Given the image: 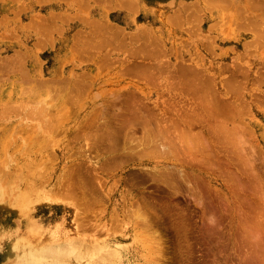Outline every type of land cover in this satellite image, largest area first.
Returning a JSON list of instances; mask_svg holds the SVG:
<instances>
[{"label": "rangeland", "instance_id": "1", "mask_svg": "<svg viewBox=\"0 0 264 264\" xmlns=\"http://www.w3.org/2000/svg\"><path fill=\"white\" fill-rule=\"evenodd\" d=\"M203 1L0 0V53L3 56L15 53L21 49L20 45L28 43L24 45L28 52L35 49L39 55L42 54V59L34 62L31 72V77L38 78L39 82L25 78L24 66L15 71L0 72V99H7L11 95L18 98L17 94L22 90L19 88L24 85L22 88L29 92L25 89L22 90L25 94L21 93L26 97L39 102L49 93V99L45 98L44 102L51 103V115L43 119L0 115V234L22 228L23 217L12 206L18 203L24 212L22 214L32 217L50 237L64 239L68 235H75L86 242L96 240L118 245L128 240L127 236L134 235L144 248L138 250L131 243L126 264L145 263L151 258L158 264H244L245 257L247 264H259V261L264 264V37L253 28L255 20L264 21L261 20L264 9L248 7L247 10V1L252 0H224L227 4L217 0L222 4L220 6L217 5L219 2ZM71 6H75L74 15L69 14ZM53 15L58 17L59 24H30L32 21H45ZM90 19L108 23L110 31L93 30ZM46 28L48 32L42 31ZM87 28L96 32L94 38H84ZM35 36L42 37V44L37 43ZM74 38L79 40L76 46L71 47ZM89 40L97 43L94 48H88V44L92 43L87 42ZM106 40H109L108 46L103 42ZM193 71L196 74H192ZM76 85L81 86L77 88ZM40 95L43 96L42 100H39ZM135 107H139L142 116L146 113L144 117L151 120L149 129L154 132H158L162 117L168 121L183 117L192 124L199 123L200 117L205 116L206 123L195 126L194 132H208L211 122L222 121L230 127L224 134L210 133L207 145L211 159L207 160L212 167L197 169L193 166L185 172L189 178L200 174L198 176L211 186H218L220 193L226 194L232 202L233 207L228 211L223 204L219 210H215L217 215L213 216H217L215 219L220 224L216 237L209 239L208 236L211 225L208 220L212 214L197 204L195 195L177 176L178 185L170 188L145 178L143 170L129 165L130 162L117 159L105 165L104 169H99L101 176L96 179L93 164L99 162L102 166L107 161H113L122 147L129 145L130 138L124 139V142L121 136L128 133V137H132L136 133L133 136L138 135L135 137L138 140L141 138L144 130L141 125L131 128L126 124L128 114ZM166 107H169L168 110ZM240 117L242 123L238 122ZM50 118L53 120L50 121ZM97 126L98 129L95 128ZM168 128L166 134L170 137L184 130L183 126ZM108 133L109 136L115 133L117 138L114 136L113 140L108 141ZM51 137H54L52 143ZM98 138V151H91L89 146ZM194 145L197 146H194L196 151L203 148V145ZM178 153L181 157L188 156L182 150ZM240 153L247 156L249 164L243 166ZM75 161L79 163L78 169L74 167ZM219 168L231 172L228 175H237L239 171L241 186L228 189L232 181L228 176H221L216 171ZM24 205L26 211H23ZM123 208L125 211L122 212ZM239 215L242 217L239 218ZM120 224L121 229L118 227ZM246 230H253L249 232L253 234ZM145 231L151 235H146ZM256 233L259 235L253 238L252 235ZM250 235L252 238H249ZM149 237L151 241L147 240ZM146 245L152 248L149 259L143 256L144 252H149ZM4 248L6 245L0 241V264H9L11 259H3ZM221 249L223 253H220ZM253 251H256L255 256ZM251 259L256 261L252 263Z\"/></svg>", "mask_w": 264, "mask_h": 264}, {"label": "bare ground", "instance_id": "2", "mask_svg": "<svg viewBox=\"0 0 264 264\" xmlns=\"http://www.w3.org/2000/svg\"><path fill=\"white\" fill-rule=\"evenodd\" d=\"M203 1V0H202ZM214 3H218L219 1L217 0H210ZM217 1V2H216ZM227 1H231V0H227ZM247 1V0H246ZM252 1L254 2V4H252ZM251 2L247 1L248 5L249 6H245L247 10L248 7L253 9V10H260V9H264V1L263 0H252ZM201 2V1H199ZM203 2L206 3V0H204ZM220 2H222V4H227L228 2H225L224 0H220ZM219 2V3H220ZM233 2V1H232ZM256 2V4H255ZM25 3V2H24ZM74 4V3H73ZM90 4V3H89ZM120 4H123L125 5L124 2H120ZM221 3L220 4H217L218 6L222 5ZM252 4V5H251ZM118 5V4H117ZM129 5H130V2H129ZM202 2H201V6H202ZM94 6V4H93ZM86 7V6H85ZM77 8V7H76ZM258 8V9H257ZM136 9V8H135ZM201 9V8H200ZM250 9V10H251ZM66 10V9H65ZM208 10V9H207ZM211 11V8L209 9ZM74 11H75V6H71V8L69 9V14H72L74 15ZM87 11V10H86ZM201 11V10H200ZM262 11V10H261ZM245 9H244V13H245ZM263 12V15H264V10L262 11ZM19 13V12H18ZM53 13H56V12H53ZM58 13V12H57ZM60 13V12H59ZM62 13V12H61ZM67 13V12H66ZM68 14V16H69ZM80 14V13H79ZM86 14V13H85ZM84 14V15H85ZM247 14V12H246ZM56 15V14H55ZM53 15L52 17H48L45 21H37V22H31L30 24L31 25H43V26H48L50 24H57L58 23V17ZM67 15V14H66ZM81 15V14H80ZM84 15H82L83 17H85ZM88 15V14H86ZM245 15V14H244ZM249 15V14H248ZM247 15V16H248ZM251 15V14H250ZM249 15V16H250ZM34 16V15H33ZM32 16V17H33ZM76 16V15H75ZM61 17V15L59 16ZM71 17V16H70ZM21 18V17H20ZM35 18V17H34ZM33 18V19H34ZM56 18V19H55ZM89 18V17H88ZM87 18V19H88ZM255 17H253L254 19ZM1 19V18H0ZM61 19V18H59ZM77 19V18H76ZM264 18H262L261 20H263ZM103 20V19H102ZM243 20V19H242ZM4 21V20H3ZM2 21V22H3ZM29 21V20H28ZM104 21V20H103ZM254 21V20H253ZM6 22V21H5ZM90 25L94 27L93 30H97V31H107L108 28H110L108 26V23H103V22H100V20H96V21H92L90 19ZM111 23V22H110ZM59 24V23H58ZM21 25V24H20ZM22 26V25H21ZM182 26H183V22H182ZM181 26V27H182ZM192 26V25H191ZM58 27V26H57ZM180 27V28H181ZM264 21H257L255 20V22L253 23V28L257 31V33H261V35H263L264 37ZM183 28V27H182ZM187 28V27H186ZM15 29V28H14ZM188 29V28H187ZM186 29V30H187ZM81 30H84V29H81ZM91 28H87L86 29V32L85 34L83 35L84 38L86 37H92L94 38L93 34H95L96 32H94ZM42 31H47L48 32V28L46 29H43ZM65 31V30H64ZM80 31V30H79ZM110 31V30H108ZM4 32V31H3ZM6 33V32H5ZM152 33V31H151ZM47 36L45 35V38ZM51 37V35H50ZM154 38V37H153ZM156 38V36H155ZM35 40H37V43L39 44H42L43 42V39L42 37L41 38H38L35 36L34 38ZM159 39V38H158ZM74 40V41H73ZM72 41V46L71 47H74L76 46V42L79 40V38H74ZM81 40H84V39H81ZM98 40V39H97ZM157 41V38L155 39ZM263 40V38H262ZM159 41H161L159 39ZM158 41V42H159ZM261 41V39H260ZM264 41V40H263ZM85 42V41H84ZM87 42H92V41H87ZM105 45L109 44V40H106V41H103ZM119 42V41H118ZM162 42V41H161ZM100 43V42H98ZM116 43V41H115ZM97 44V43H96ZM94 42L92 43H89L88 45V48H92L93 46L96 45ZM264 44V43H263ZM24 45H28V43H24L22 45H20V50H17L15 51V53H12V54H6L3 56V53H0V72L1 71H15L17 69H21V66L23 68V70H25V73L27 75V77L25 78H31V80H33V82H39L37 81L38 78L34 79L31 77V72H32V69L34 66V62L35 63H38L41 59H42V54L39 55V51L37 52L35 49L33 50L32 48V52H28L27 48L24 46ZM71 45V44H70ZM79 45V44H77ZM83 45V44H82ZM99 45V44H98ZM161 45V44H160ZM108 46V45H107ZM24 47V48H23ZM70 47V49H71ZM122 47V46H121ZM162 47V46H161ZM94 48V47H93ZM163 48V47H162ZM81 49V48H80ZM113 49V48H112ZM165 49V48H164ZM163 50V49H161ZM31 51V50H30ZM123 51V50H122ZM73 52V51H72ZM75 52V51H74ZM163 52V51H162ZM166 52V51H165ZM172 52V51H171ZM97 54V53H96ZM173 54V53H172ZM93 55V54H92ZM109 55H111L109 53ZM90 56V55H89ZM107 56V55H106ZM171 56V55H170ZM88 57V56H87ZM93 57V56H92ZM128 57V56H126ZM130 57V56H129ZM74 58V57H72ZM110 58V57H109ZM121 58V57H120ZM119 58V60H120ZM167 58V57H166ZM127 59V58H126ZM161 59V58H159ZM92 60V59H91ZM149 61V60H148ZM160 60H158L157 62H159ZM90 62V61H89ZM96 62V61H95ZM156 62V63H157ZM168 62V61H167ZM176 62V61H175ZM175 62L173 64H175ZM235 62V61H234ZM76 63V62H75ZM85 63V62H84ZM92 63V62H91ZM160 63V62H159ZM162 63V62H161ZM43 64V63H42ZM117 64V63H116ZM146 64V63H145ZM115 65V63H114ZM152 65V64H151ZM188 65V64H187ZM235 65V64H234ZM154 66V65H153ZM171 66V65H170ZM111 67V66H110ZM149 67V66H148ZM152 67V66H151ZM155 67V66H154ZM168 67V66H167ZM195 67V66H193ZM197 67V66H196ZM195 67V68H196ZM201 68V67H200ZM208 68V67H207ZM248 68V67H247ZM246 68V69H247ZM149 69V68H148ZM152 68H150L151 70ZM192 69V68H191ZM22 70V72H23ZM42 70V69H41ZM40 70V71H41ZM155 70V69H154ZM157 70V69H156ZM155 70V71H156ZM161 69H159L158 71L160 72ZM171 70V69H170ZM203 70V68H202ZM246 71V70H245ZM162 72V70H161ZM160 72V73H161ZM204 71H202L203 73ZM243 72V71H241ZM240 72V73H241ZM41 73V72H40ZM79 73V72H77ZM164 73V72H163ZM205 73V72H204ZM244 73V72H243ZM249 73V71L247 72ZM256 73V72H255ZM86 74V73H85ZM180 74V73H179ZM192 74H196L195 71L192 72ZM235 74V73H234ZM246 74V73H244ZM2 75V74H1ZM88 75V74H87ZM205 75V74H204ZM240 75V74H239ZM25 76V75H24ZM54 76V75H53ZM93 76V75H91ZM203 76V75H202ZM209 76V74H208ZM244 76V75H243ZM43 77V76H42ZM47 77V76H46ZM79 77H82V76H79ZM212 77V75H211ZM210 77V78H211ZM214 77V75H213ZM258 77V76H257ZM45 78V77H43ZM85 78V77H83ZM89 78V77H88ZM87 78V79H88ZM249 78V77H248ZM9 79V78H8ZM41 79V78H40ZM91 79V77L89 78ZM182 79V78H181ZM202 79V78H201ZM215 79V78H214ZM213 79V80H214ZM263 79V78H262ZM10 80V79H9ZM210 80V79H209ZM244 80V79H243ZM21 81V80H20ZM19 81V82H20ZM165 81V80H164ZM207 81V80H206ZM239 81V80H238ZM13 82V81H12ZM26 82V81H25ZM29 82V81H28ZM214 83V81H212ZM27 83V82H26ZM32 83V82H31ZM91 83V82H90ZM164 83V82H163ZM238 83V82H237ZM29 84V83H28ZM167 84V83H166ZM20 85V84H19ZM68 85V84H67ZM211 85V84H210ZM28 86V85H26ZM33 86V85H32ZM81 85H76V87H80ZM214 86V85H213ZM24 88V85L22 86ZM19 88V89H22V90H25L23 88ZM46 87V86H45ZM69 87V86H68ZM127 87V86H126ZM140 87V85L138 86ZM165 87V86H164ZM208 87H209V84H208ZM28 88V87H27ZM30 88V86H29ZM42 88V87H41ZM71 88V87H70ZM75 88V87H74ZM121 88V87H120ZM125 88V87H124ZM212 88V86H211ZM251 88V87H250ZM31 89V88H30ZM47 89H49L47 87ZM55 89V88H54ZM91 89V88H90ZM123 89V88H122ZM208 89V88H207ZM206 89V91H207ZM210 89V88H209ZM213 89V88H212ZM216 89V88H215ZM22 90H20V93L17 94L18 98H15L13 95H11L9 98L7 99H4V97H2L0 99V115H4L2 117H12L13 115H16V116H22L23 118H26V119H43V117L46 118V116H49L51 115V103L48 102L46 103L47 101L44 102L45 98L49 99V93L48 95L46 94V96L48 97H45L43 98V96L39 98V100H42V98L44 99L43 101H39V102H35V100L33 101V99H30L28 97H26L24 94L25 92H23ZM34 90V89H33ZM33 90H30L31 92ZM117 90V89H116ZM128 90V89H127ZM131 90V89H130ZM204 90V88H203ZM243 90V89H241ZM49 91V90H47ZM119 91V90H118ZM133 91V90H132ZM130 91V92H132ZM135 91V90H134ZM199 91V90H198ZM204 91V92H206ZM212 91V90H211ZM216 91V90H215ZM24 94H22V93ZM26 92H27V89H26ZM29 92V91H28ZM27 92V93H28ZM30 92V93H31ZM50 92V91H49ZM99 92V91H98ZM124 92V91H123ZM200 92V91H199ZM244 92V91H243ZM33 93H35L33 91ZM46 93V92H45ZM54 93V91H53ZM137 93V92H136ZM203 93V92H202ZM211 93V92H210ZM208 93V94H210ZM216 93V92H215ZM60 95V94H59ZM78 95V94H77ZM97 95V94H96ZM99 95V94H98ZM146 95V94H145ZM150 95V94H149ZM39 96V95H38ZM64 96V95H63ZM120 96V95H119ZM199 96V95H198ZM197 96V97H198ZM201 96V95H200ZM208 96V95H206ZM205 96V97H206ZM145 97V96H144ZM143 97V99H144ZM58 98V96H57ZM67 98V97H66ZM78 98V96L76 97ZM211 98V97H210ZM243 98V97H242ZM98 99V98H97ZM200 99V98H199ZM209 99V98H208ZM213 99V98H212ZM227 99V98H226ZM230 99V98H229ZM50 100L51 97H50ZM49 100V101H50ZM55 100V99H54ZM64 100V99H63ZM225 100V99H224ZM37 101V100H36ZM75 101V100H74ZM173 101V100H172ZM194 101V100H192ZM232 101V100H231ZM230 101V102H231ZM234 101V100H233ZM52 102V101H51ZM55 102V101H54ZM61 102V101H60ZM77 102V101H76ZM79 102V101H78ZM82 102V101H81ZM148 102V101H147ZM212 102V101H211ZM229 102V100L227 101ZM50 103V104H49ZM75 103V102H74ZM149 103V102H148ZM178 103V102H176ZM200 103V102H199ZM208 103V102H207ZM65 104V103H64ZM213 104V103H212ZM154 105L157 107L158 104L157 103H154ZM185 105V104H183ZM208 105V104H207ZM230 105V104H229ZM54 106V104H53ZM56 106V105H55ZM122 106V105H121ZM187 106V105H186ZM210 106V105H209ZM228 106V104H227ZM226 106V107H227ZM235 106V105H234ZM53 108V107H52ZM65 108V107H64ZM136 109L131 111L129 114H128V117H127V122L126 124H129L130 127L132 128V126L134 127L135 125H141L142 128L144 130H142V135H141V138H135L137 136H133V135H136V133L132 134L131 136L132 137H128L129 134L128 133H125L124 136H121V134L119 135V137H123V141L125 139V141L127 140V138H130L129 140V145L126 146V144L122 147L118 157H116L113 161H107L105 164H103L102 166H100V163L99 162H96L94 165V170H95V176H96V179L99 178V176H101V174L99 173V169H104L105 168V165H110L112 164L113 162H116L117 159H119L120 161H124V162H130L129 165H134L136 168H140L143 170V174H144V177L147 178V179H152L154 181H157L159 183H163L165 185H167L168 187H172V188H176V186L178 185V183H176V178L175 176H177L182 182H184V184L186 183L187 184V187L189 189V191L191 193H193L196 197V200L197 201V204L203 208L204 211H209L211 214H212V217L208 220V223L211 222V225L209 226V232H208V236H209V239H212L213 237H216L217 234L219 233V229H220V224H219V220L218 219H215L214 218V214H215V210H219V208H221V205L223 204L224 205V209L226 211H228L232 206V202L227 198V195L226 194H223L220 193L218 186L217 188L211 186L210 183H206L202 177L198 176V175H191L192 177L189 178L186 177V169H190L192 168L193 166L196 167L197 169H202V168H211V162L207 159H211V155L208 153L210 150H209V147L207 145L208 141L210 140V133H212V135H219V134H224V133H227L226 130L229 129L227 126V123L226 124H223L221 123L222 121L218 119V121H221V122H215V123H210L209 125V128H208V132H194L193 129L195 128V126L199 125L200 126H203L205 123H206V119L201 116L200 117V122L198 123H192L191 124V121H189L188 119L186 120L185 118H173L171 119L170 121L167 120L166 117H162L161 121L159 124H158V132H154L153 130L149 129L150 125H151V120L145 118V114H143L144 116H142L140 113L141 111H139V107H135ZM141 110L143 109L142 107H140ZM169 108V107H168ZM168 108L166 107V109L168 110ZM188 108V106H187ZM219 108V107H218ZM222 108V106L220 107ZM223 108H225L223 106ZM239 108V107H238ZM61 109V108H60ZM68 109V108H67ZM96 109V108H95ZM163 109V108H162ZM181 109H182V106H181ZM189 109V108H188ZM55 110V109H54ZM64 110V109H63ZM69 110V109H68ZM67 110V111H68ZM165 110V109H163ZM187 110V109H186ZM195 111V109H193ZM204 110V109H203ZM217 110V109H216ZM215 110V111H216ZM53 111V110H52ZM60 111V110H59ZM66 111V110H65ZM64 111V112H65ZM94 111V110H93ZM61 112V111H60ZM101 112V111H100ZM181 112V111H180ZM220 112V111H219ZM55 113V112H53ZM52 113V114H53ZM106 113V111H105ZM204 112H202L203 114ZM218 113V112H217ZM56 114V113H55ZM59 114V112H58ZM94 114V113H93ZM104 114V113H103ZM209 114V113H208ZM237 114V113H236ZM200 115V114H199ZM205 115H206V112H205ZM57 117V115H55ZM165 116V115H164ZM215 116V115H214ZM53 117V116H52ZM59 117V116H58ZM147 117V116H146ZM213 117V116H212ZM211 117V118H212ZM100 118V117H99ZM156 119V118H155ZM217 119V118H216ZM216 119L214 121H216ZM241 117H240V121L238 120L239 123H242L241 122ZM3 120V119H2ZM46 120V119H45ZM48 120V119H47ZM53 120L50 118V121ZM57 120V119H56ZM66 120V119H65ZM91 120V119H89ZM209 120V119H208ZM94 121V120H93ZM232 121H233V118H232ZM243 121V120H242ZM42 122V121H41ZM44 122V121H43ZM49 122V121H48ZM54 122V121H53ZM92 122V121H91ZM157 122V121H156ZM224 122V121H223ZM50 123V122H49ZM103 123V122H102ZM237 123V121H236ZM234 123L236 126L237 124ZM245 124V122H243ZM60 124V123H59ZM125 124V123H124ZM64 125V124H63ZM234 125V126H235ZM30 126V125H29ZM37 126V125H36ZM58 126V125H57ZM91 126V125H90ZM89 126V127H90ZM180 126H183L184 127V130L181 132V134H178V133H173V137H170V135L166 134V129H169L168 127H174V128H178ZM235 126V127H236ZM239 126V125H238ZM237 126V127H238ZM15 127V126H14ZM38 127V126H37ZM3 128V127H2ZM98 129V126L95 127ZM100 128V127H99ZM115 128V127H114ZM241 128V127H240ZM1 129V128H0ZM29 129V128H28ZM33 129V128H32ZM62 129V128H61ZM164 129V130H163ZM14 130V129H13ZM12 130V131H13ZM49 130V129H48ZM63 130V129H62ZM95 130V129H94ZM104 130V129H103ZM102 130V131H103ZM141 130V129H140ZM172 130V129H171ZM182 130V129H181ZM242 130V129H241ZM96 131V130H95ZM108 131V130H107ZM139 131V130H137ZM170 131V130H169ZM201 131V130H200ZM212 131V132H211ZM114 132V130H113ZM127 132V131H126ZM178 132V130H177ZM104 133V131H103ZM111 133V132H110ZM108 133V141H110L111 139L113 140V137L115 136V133H113V136H109ZM165 133V134H164ZM234 133V132H233ZM250 133V132H249ZM49 134V133H48ZM105 134V133H104ZM103 134V135H104ZM118 134V132H117ZM116 134V135H117ZM52 135V134H51ZM230 135V134H229ZM242 135V134H241ZM53 136V135H52ZM105 136V135H104ZM233 136V135H232ZM20 137V136H19ZM92 137V136H91ZM240 137V136H239ZM243 137V136H241ZM240 137V138H241ZM54 138V137H53ZM52 137L50 138L51 140V143L53 142ZM81 138V137H80ZM89 138V137H88ZM115 138H117L115 136ZM239 138V139H240ZM247 139V138H246ZM99 140L100 138L97 139V141L93 142L92 143V146H89V148L92 150H94L95 152L98 151V148H99ZM115 140V139H114ZM248 140V139H247ZM103 141V138H101V142ZM122 141V142H123ZM124 141V142H125ZM242 141H244L242 139ZM212 142V141H211ZM209 142V144L211 143ZM232 142V140H231ZM240 142V140H239ZM245 142V141H244ZM197 144L198 146L199 145H203V148L202 150H195L197 148V146H195L194 144ZM227 143V141H226ZM242 143V142H241ZM240 143V145H241ZM251 144V143H250ZM122 145V144H121ZM212 145V143H211ZM235 145V144H234ZM247 145V144H246ZM86 146V145H85ZM194 146L196 148H194ZM225 146V145H224ZM227 146V145H226ZM120 147V148H121ZM87 148V146H86ZM221 148V147H220ZM243 148V147H242ZM241 148V149H242ZM253 148V147H252ZM84 149V148H83ZM116 150V149H115ZM179 150H182L184 151L185 153L183 154H186L188 155L187 157H181L180 154L178 153ZM215 150V149H214ZM194 151L195 154H194ZM243 151V150H242ZM248 151V150H247ZM218 152V151H217ZM216 152V153H217ZM115 153V151H114ZM244 153V151H243ZM246 153V152H245ZM253 153V152H252ZM194 154V155H193ZM218 154V153H217ZM220 154V153H219ZM222 154V153H221ZM251 154V153H250ZM220 156V155H219ZM222 156V155H221ZM231 156H233V154H231ZM98 157V156H97ZM96 157V158H97ZM100 157V156H99ZM253 157V156H252ZM251 157V158H252ZM81 158V157H80ZM95 158V160H96ZM225 158H227L225 156ZM239 158L241 159L242 163H243V166L245 164L248 163L247 161V156L245 157V155H243L242 153L239 154ZM238 158V159H239ZM87 159V158H86ZM229 159V158H228ZM92 160H94L92 158ZM252 160V159H251ZM78 161V160H77ZM80 161V160H79ZM86 161V160H85ZM215 161V160H214ZM230 161V159L228 160ZM240 161V160H239ZM76 162V161H75ZM119 162V161H118ZM227 162V161H226ZM253 162V161H252ZM251 162V163H252ZM121 163V162H120ZM250 163V164H251ZM78 162H76L74 164V167L76 169H78ZM249 164V163H248ZM122 165V164H120ZM230 165V164H229ZM254 165V164H253ZM235 166V165H234ZM74 167L72 168V171H74ZM214 167V166H213ZM251 167V166H250ZM128 168V167H127ZM110 169V168H108ZM215 170V169H214ZM255 170V169H254ZM188 171V170H187ZM205 171V170H204ZM216 171L223 177H226L228 176L230 179L229 181H232V185L231 186H227L228 189H236L237 186H241L240 185V182H241V174L239 171H237V175H228V174H231V172L227 171V172H224V170L222 171L221 168L219 169H216ZM226 171V170H225ZM207 172V171H206ZM257 172V171H256ZM188 173V172H187ZM205 173V172H204ZM227 173V174H226ZM254 173V172H253ZM193 174V173H192ZM195 174V173H194ZM80 175V174H79ZM260 177V176H259ZM104 178V177H103ZM119 179L118 180H121L120 177H118ZM80 179V177H79ZM95 179V180H96ZM65 182V181H64ZM98 182V181H97ZM118 184V182H115V184ZM177 184V185H176ZM114 185V184H113ZM181 185V184H180ZM82 187V186H81ZM103 187V186H102ZM77 188V186H76ZM101 188V186H100ZM114 188V187H113ZM241 188V187H240ZM82 189V188H81ZM103 189V188H102ZM70 190H73L72 188ZM69 190V191H70ZM158 190V189H157ZM163 190V189H162ZM244 190V189H243ZM264 190V189H263ZM130 191V190H129ZM133 191V190H132ZM176 191V190H175ZM258 191V190H257ZM89 192V191H88ZM238 192V190H237ZM241 192V191H240ZM262 192V191H261ZM69 194H71L69 192ZM233 194V193H232ZM264 194V193H263ZM78 196V195H77ZM85 197V196H84ZM193 197V196H192ZM89 198V197H88ZM87 199V198H86ZM92 199V198H91ZM95 199V197H94ZM152 199V198H151ZM193 199V198H192ZM233 199V198H232ZM80 200V199H79ZM85 200V199H84ZM93 200V199H92ZM124 200V199H123ZM234 200V199H233ZM247 200V199H246ZM264 200V199H263ZM77 201V200H76ZM89 201V200H88ZM91 201V200H90ZM89 201V203H91ZM133 201V200H132ZM1 202V201H0ZM11 202V201H10ZM84 202V201H83ZM94 202V201H92ZM241 202V201H240ZM261 202V201H260ZM263 202V201H262ZM77 203V202H76ZM256 203V202H255ZM99 204V203H98ZM102 204V203H101ZM139 204V203H138ZM258 204V203H257ZM141 205V204H140ZM255 205V204H254ZM13 208H15V210L17 211V213H20L19 215H21L23 217V221L21 222L22 223V228L20 229H17V230H11L8 231L2 235L0 234V241L3 242L5 245H6V248H4V251H3V259L8 261L9 259L10 262L9 264H126V261H127V253H128V248L130 246L131 243H134V245H136V248L139 250H143L144 248V245L140 246L139 245V240L138 238L136 237H133V236H127V239L128 240H124L123 243L121 244H118V245H112V244H108L107 242H104V241H96V240H90L88 242H86L84 239L82 238H78L77 236L75 235H68L66 236L64 239H59V238H55V237H50L48 235V233H46V230L42 228V226L37 223L32 217L28 216L27 214H22L24 212H22V207L19 206V204H13L12 205ZM69 206V205H68ZM96 206V205H95ZM137 206H135L136 208ZM85 208V207H84ZM101 208V207H100ZM133 208V206H132ZM140 207H138L139 209ZM241 208V207H240ZM124 209V208H123ZM237 209H239V206L237 207ZM243 209V208H242ZM256 208H254L253 210H255ZM259 209V208H258ZM85 210V209H84ZM83 210V211H84ZM87 210V209H86ZM89 210V209H88ZM141 210V209H140ZM23 211H26L25 210V205L23 207ZM125 211L122 210V212ZM241 211V210H240ZM89 212V211H88ZM133 212V211H132ZM78 213V212H77ZM129 213V212H128ZM146 213V212H145ZM233 213V212H232ZM133 214V213H132ZM142 214V213H140ZM139 214V215H140ZM210 214V215H211ZM234 214V213H233ZM244 214V213H243ZM133 215L136 216V214L134 213ZM143 215V214H142ZM217 215V214H215ZM95 216V215H94ZM98 216V215H97ZM117 216V215H116ZM132 216V215H130ZM138 216V214H137ZM146 216V215H145ZM144 216V218H145ZM209 216V215H208ZM240 216V215H239ZM247 216V215H246ZM140 217V216H138ZM147 217V216H146ZM242 216H240L239 218H241ZM99 218V217H98ZM155 217H153L154 219ZM120 219V217H119ZM129 219V218H128ZM143 219V218H141ZM146 219V218H145ZM148 219V218H147ZM251 219V218H250ZM259 219V216L258 218ZM255 219V220H257ZM155 220V219H154ZM119 220L117 219V222ZM144 221V219H143ZM235 221V220H234ZM246 221V219H245ZM116 222V221H115ZM116 222V224H117ZM123 222H124V218H123ZM138 222V221H137ZM244 222V221H243ZM249 222V221H248ZM259 222V221H258ZM122 223V222H120ZM135 223V222H134ZM133 223V224H134ZM238 223V222H237ZM119 224V223H118ZM137 224V223H136ZM145 224V223H144ZM150 224V222H149ZM148 224V225H149ZM243 224V223H242ZM245 224V223H244ZM130 225V224H129ZM142 225V224H141ZM146 225V224H145ZM143 225V226H145ZM147 225V226H148ZM205 225V224H204ZM250 225V224H249ZM252 225V224H251ZM255 225V224H254ZM256 225H258V223H256ZM119 226H122V224L118 225ZM124 226H126V223L124 222ZM150 226V225H149ZM152 226V225H151ZM150 226V227H151ZM242 226V225H241ZM264 226V225H263ZM135 227V225H134ZM149 227V228H150ZM154 227V226H153ZM249 227V226H248ZM258 227V226H257ZM121 229V227H119ZM140 228V227H139ZM145 228V227H143ZM245 228V227H244ZM250 228V227H249ZM254 228V226H253ZM112 229H113V226H112ZM118 229V228H117ZM122 229H124L122 227ZM147 229V228H145ZM206 229V228H205ZM242 229V228H241ZM246 229V228H245ZM135 232L138 231V227H137V231L136 229H134ZM141 230V229H140ZM256 230V228H255ZM257 230H259V228H257ZM261 230V229H260ZM259 230V231H260ZM117 231V230H116ZM119 231V230H118ZM117 231V232H118ZM142 232H144L143 230H141ZM223 231V230H222ZM253 230H250L249 232H252ZM4 232V231H3ZM139 232V231H138ZM147 233V231H145ZM150 232V231H149ZM152 232V231H151ZM246 232H248V230H246ZM248 232V233H249ZM204 233V232H203ZM224 233V232H223ZM227 233V232H226ZM255 233V232H254ZM258 233V231H257ZM255 234V235H252L253 238H255L254 236L256 235H259V234ZM118 234V233H117ZM134 234V233H133ZM140 234V233H139ZM242 234V233H241ZM249 234H253V233H249ZM264 234V233H263ZM262 234V235H263ZM144 235V234H142ZM146 235H151V234H146ZM156 235V234H155ZM216 235V236H215ZM151 237V236H150ZM150 237L147 239L149 241L150 240ZM205 237V236H204ZM247 237V236H246ZM245 237V238H246ZM147 238V236L145 237ZM152 238V237H151ZM154 238V237H153ZM249 238H252L251 235L249 236ZM258 238V237H257ZM260 238V241L262 240L261 236L259 237ZM258 238V239H259ZM225 239V238H224ZM241 239V238H240ZM154 240V239H153ZM257 240V239H256ZM256 240H252V241H256ZM207 241V240H206ZM212 241V240H210ZM243 241V240H242ZM241 241V243H242ZM246 241V240H245ZM217 242V241H216ZM215 242V244H216ZM231 242V241H230ZM263 242V241H262ZM218 243V242H217ZM225 243V242H224ZM253 243V242H251ZM250 244V243H249ZM248 244V245H249ZM256 245V243H254ZM262 244V243H261ZM153 245V244H152ZM226 245V244H225ZM230 245V244H229ZM132 246V245H131ZM155 246V245H153ZM218 246V244H217ZM228 246V245H227ZM236 246V245H235ZM245 246V245H244ZM259 246V244H258ZM143 247V248H142ZM148 248L149 249V252L146 253L144 252L143 256L146 258V259H149L148 256L149 255H152L150 254L151 252V246L150 245H146L145 248ZM223 247V246H222ZM221 247V248H222ZM250 247V246H249ZM263 247V246H262ZM211 248V247H210ZM216 248V247H215ZM237 248V247H236ZM241 248H243V244L241 246ZM240 248V250H241ZM257 248V247H256ZM259 248V247H258ZM257 248V249H258ZM209 249V248H208ZM219 249V247H218ZM225 248H223L224 250ZM252 249V248H251ZM260 249V248H259ZM141 250V251H142ZM146 250V249H144ZM155 250V249H154ZM153 250V251H154ZM226 250V249H225ZM224 250V251H225ZM250 250V249H249ZM255 250V249H254ZM262 250V249H261ZM260 250V251H261ZM263 250H264V247H263ZM262 250V251H263ZM218 251V250H217ZM221 252L220 253H223L222 252V249L220 250ZM247 251V250H246ZM259 251V252H260ZM261 251V252H262ZM239 252V251H238ZM244 252V251H243ZM250 252V251H249ZM252 252V251H251ZM216 253V252H215ZM219 253V254H220ZM233 253V252H232ZM241 253V252H239ZM255 253L256 251L254 252L253 251V256H255ZM155 254V253H154ZM243 254V253H242ZM247 254V253H246ZM244 254V255H246ZM259 254V253H257ZM256 254V255H257ZM140 255H141V252H140ZM260 255V254H259ZM258 255V256H259ZM264 255V254H263ZM262 255V256H263ZM154 256V255H153ZM252 256V257H253ZM261 256V255H260ZM143 257V258H144ZM152 256H150L151 258ZM229 257V256H228ZM250 257V256H249ZM248 257V258H249ZM251 257V258H252ZM241 258V257H239ZM259 258V257H258ZM257 258V259H258ZM264 258V256H263ZM161 259V258H160ZM243 259V257H242ZM245 259L246 257L243 259V263L247 264V262H245ZM254 259V258H253ZM145 260V259H144ZM247 260V259H246ZM252 260V259H251ZM258 260H261L263 261L262 259H258ZM256 261V259H255ZM254 260H252V263L255 262ZM230 262V261H229ZM264 262V261H263ZM234 263V262H233ZM249 263V262H248ZM259 264H261V262L259 261L258 262ZM133 264V262H132ZM135 264H158L157 261L155 260H152L149 259L147 262L145 263H140V262H135ZM214 264V263H213ZM224 264V263H223ZM241 264V263H240ZM250 264V263H249Z\"/></svg>", "mask_w": 264, "mask_h": 264}]
</instances>
